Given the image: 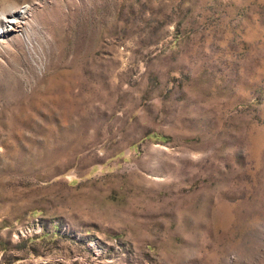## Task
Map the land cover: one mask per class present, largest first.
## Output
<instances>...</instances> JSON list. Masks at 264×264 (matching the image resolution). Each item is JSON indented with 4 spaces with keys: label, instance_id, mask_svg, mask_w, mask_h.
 Listing matches in <instances>:
<instances>
[{
    "label": "rangeland",
    "instance_id": "1",
    "mask_svg": "<svg viewBox=\"0 0 264 264\" xmlns=\"http://www.w3.org/2000/svg\"><path fill=\"white\" fill-rule=\"evenodd\" d=\"M3 30L0 264H264V0H0Z\"/></svg>",
    "mask_w": 264,
    "mask_h": 264
},
{
    "label": "bare ground",
    "instance_id": "2",
    "mask_svg": "<svg viewBox=\"0 0 264 264\" xmlns=\"http://www.w3.org/2000/svg\"><path fill=\"white\" fill-rule=\"evenodd\" d=\"M22 16L21 13H13L12 15H9V16H6L4 17V25H5V28L7 26H11L12 24H17V20L16 19H20ZM7 32V30H3L2 32H0V36H3L5 35V33Z\"/></svg>",
    "mask_w": 264,
    "mask_h": 264
}]
</instances>
